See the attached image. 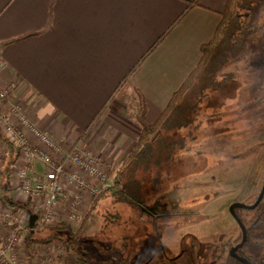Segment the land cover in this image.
Listing matches in <instances>:
<instances>
[{
  "label": "crops",
  "instance_id": "1",
  "mask_svg": "<svg viewBox=\"0 0 264 264\" xmlns=\"http://www.w3.org/2000/svg\"><path fill=\"white\" fill-rule=\"evenodd\" d=\"M192 1L0 0V64L5 66L0 91L16 84L2 104L3 112L19 125L11 109L13 102H19L29 120L46 131L59 149L26 130L33 146L59 161L79 144L105 164L108 182L142 133L138 91L146 100L147 119L156 122L199 63L201 46L213 37L227 2L198 0L199 4L189 6ZM164 33L156 49L134 68ZM0 145L4 147L1 174L6 147ZM41 163L32 164L21 153L8 189L10 180L18 188L19 169L32 166L43 172L46 166ZM65 165L88 187L67 179V195L55 213L60 208L70 221L71 206L79 196L76 210L84 218L92 189L101 192L109 184L69 160ZM28 197L23 201H34ZM4 212L11 213L10 219L3 217ZM20 212L24 211L4 204L0 192V246L3 237L18 226L15 217ZM0 264H4L1 257Z\"/></svg>",
  "mask_w": 264,
  "mask_h": 264
},
{
  "label": "rangeland",
  "instance_id": "2",
  "mask_svg": "<svg viewBox=\"0 0 264 264\" xmlns=\"http://www.w3.org/2000/svg\"><path fill=\"white\" fill-rule=\"evenodd\" d=\"M253 17L249 51L220 68L218 91L201 100L200 110L189 111L184 103L169 118L167 133L176 130L174 155L168 163H152L149 170L137 172L144 182L138 183L143 189L135 197L144 206L110 193L97 198L100 192H93L83 220L69 215L68 221L57 208L51 223L68 221L74 230L82 227L81 239L90 250L91 264L104 257L105 264H146L150 255L155 257L148 264H172L171 256L160 258L166 252H155L162 249L181 257L183 251L194 249L192 242L197 245L194 250H205L211 257L216 242L217 250L228 251L241 234L230 206L236 201L254 202L264 183V0ZM3 148L0 145V164ZM28 168L32 178H42L47 170V166L43 172ZM112 175L106 181L109 185ZM156 176L163 181L148 189ZM9 186L14 200L29 198L13 187V180ZM239 213L248 220L255 217L250 210ZM20 217L25 226L30 217L26 212H20ZM62 252L57 242H31L24 244L19 258L23 264H60Z\"/></svg>",
  "mask_w": 264,
  "mask_h": 264
},
{
  "label": "trees",
  "instance_id": "3",
  "mask_svg": "<svg viewBox=\"0 0 264 264\" xmlns=\"http://www.w3.org/2000/svg\"><path fill=\"white\" fill-rule=\"evenodd\" d=\"M262 0H227L225 9L222 12V18L219 22L211 40L201 46L202 56L197 66L192 70L184 83L174 93L170 102L163 110L159 119L152 123L147 119V105L144 95L139 94V110L137 119L142 126V133L130 152L126 155L120 167L116 170L112 184L105 187L97 195V198L103 194L110 193L118 196L119 199L144 206L138 201L137 190L138 183L143 181L141 175H137L143 168L149 170L151 164L168 163L174 155L176 142V130L173 135L167 133L170 129L168 120L173 113L187 103V109L196 112L200 110V102L207 98L209 92L218 91L220 85L217 81V72L223 66L231 64L242 59L249 51L248 37L251 32V26L254 16V9L261 4ZM199 4L198 0L192 1L189 6ZM185 13V12H184ZM184 13L182 15H184ZM181 15V16H182ZM167 33V32H166ZM166 33L162 34L157 41L141 56L134 68L143 63L149 54H151L159 43L163 40ZM194 95V99L191 98ZM208 99V98H207ZM102 111V110H101ZM99 114L96 115L97 118ZM187 112V111H186ZM183 124L185 119L182 120ZM180 128V127H179ZM0 142L6 147V159L0 174V192L1 200L4 204L14 209L23 210L30 218L23 227L25 232V243L34 242L36 244H47L57 242L63 247L60 257V264H91L89 260L90 250L81 239L82 230H74L68 223H42L44 216L43 197L40 200L28 199L26 201L14 200L9 196L8 181L12 175L15 165L21 156L20 148L16 147L9 138L3 133L0 126ZM112 174V172H111ZM160 176V175H158ZM154 177L148 189L151 186H158L163 181L161 177ZM258 197V196H257ZM256 197V199H257ZM254 200V202L256 201ZM252 202L251 204H253ZM144 210V209H143ZM242 210L248 208H237L236 212L244 220ZM255 214V219L248 227V240L251 242H264V198L254 208L250 210ZM114 249H107L112 251ZM117 250V249H116ZM162 250V249H161ZM107 258L98 259L97 263L105 264ZM104 262V263H103Z\"/></svg>",
  "mask_w": 264,
  "mask_h": 264
},
{
  "label": "built area",
  "instance_id": "4",
  "mask_svg": "<svg viewBox=\"0 0 264 264\" xmlns=\"http://www.w3.org/2000/svg\"><path fill=\"white\" fill-rule=\"evenodd\" d=\"M5 66L0 64V72L4 70ZM16 87L15 83H11L7 88L0 91V126L3 133L9 138V140L18 148L21 153L26 155L30 163H34L35 160H40L47 170L42 174V178H32L29 174V170L26 167L19 169L18 171V188L21 193H24L31 197H37L42 199L43 197V210L44 216L42 223L50 224L55 214V208L57 204L64 198L66 194L67 179L77 182L81 188L88 187L86 182L76 174L67 172L65 165L66 161H71L84 167L90 174L97 176L102 182H106L107 167L101 161V159L90 155L79 144H75L68 152L65 153L64 159L56 161L45 150L36 148L33 146L26 135V130L32 131L37 137H39L50 148L59 149L51 136L39 128H37L29 118L24 114L19 102H13L12 111L19 119V125L12 122L10 116L3 112L2 104L8 96L12 93ZM92 192H97L94 188ZM81 200L75 197L74 203L70 209L71 218L82 219V215L76 210ZM10 212H4L3 217L10 219ZM18 222V226L7 234L2 239L0 246V257L3 259L4 264H21L19 251L25 244V232H23V221L20 214L15 217Z\"/></svg>",
  "mask_w": 264,
  "mask_h": 264
},
{
  "label": "flooded vegetation",
  "instance_id": "5",
  "mask_svg": "<svg viewBox=\"0 0 264 264\" xmlns=\"http://www.w3.org/2000/svg\"><path fill=\"white\" fill-rule=\"evenodd\" d=\"M249 210H253V209H249ZM254 219L251 218L250 220H248L247 218H244V220L241 219L242 223L245 225L247 234H248L247 229L251 225ZM237 223L241 229L240 232L241 234L234 240V243L231 244L228 251L217 250V242H216L215 250L211 253L212 256L210 257L208 255L209 253L206 252L205 250L204 251L199 249L194 250L197 245L196 242H192L191 248L194 249H188L187 251H183L181 257L180 256L178 257L172 252L164 251V250L156 251L155 253L160 255V252L162 253L166 252V255L161 254L160 258H164V256L166 257L171 256L170 259L173 260L172 264H264V242H257V241L251 242L248 240V236L245 243L242 246H240L237 250H235V254L232 253L231 249L239 245L243 240V230L238 221ZM170 253H172V255H170ZM154 257L155 256L150 255L148 257L146 264H148L150 259ZM177 258H183L185 259V262L180 263Z\"/></svg>",
  "mask_w": 264,
  "mask_h": 264
},
{
  "label": "water",
  "instance_id": "6",
  "mask_svg": "<svg viewBox=\"0 0 264 264\" xmlns=\"http://www.w3.org/2000/svg\"><path fill=\"white\" fill-rule=\"evenodd\" d=\"M263 198H264V183H263L262 189H261L256 201L253 204H246V203L239 202V201H236V202L231 204L230 211L233 214L234 218L239 222V224H240V226H241V228L243 230V240H242V242L239 245H237V246H235L234 248L231 249L233 254H235V250H237L240 246H242L245 243L246 239H247V233H246L245 225L242 223L241 219L237 215L236 209L237 208L254 209L262 201Z\"/></svg>",
  "mask_w": 264,
  "mask_h": 264
},
{
  "label": "bare ground",
  "instance_id": "7",
  "mask_svg": "<svg viewBox=\"0 0 264 264\" xmlns=\"http://www.w3.org/2000/svg\"><path fill=\"white\" fill-rule=\"evenodd\" d=\"M83 220V219H82Z\"/></svg>",
  "mask_w": 264,
  "mask_h": 264
}]
</instances>
